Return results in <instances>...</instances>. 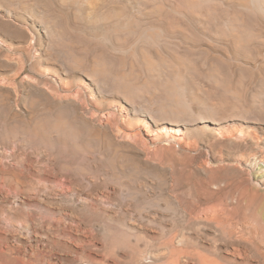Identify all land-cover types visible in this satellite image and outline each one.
I'll use <instances>...</instances> for the list:
<instances>
[{"label": "rangeland", "instance_id": "obj_1", "mask_svg": "<svg viewBox=\"0 0 264 264\" xmlns=\"http://www.w3.org/2000/svg\"><path fill=\"white\" fill-rule=\"evenodd\" d=\"M89 1L0 0V264H264V0Z\"/></svg>", "mask_w": 264, "mask_h": 264}, {"label": "bare ground", "instance_id": "obj_2", "mask_svg": "<svg viewBox=\"0 0 264 264\" xmlns=\"http://www.w3.org/2000/svg\"><path fill=\"white\" fill-rule=\"evenodd\" d=\"M65 1V0H64ZM102 4H104V0H90L89 2H88V8H89V11H88V13L90 12V15L92 16H94L95 15V13L97 12V10L99 9V7H100V5H102ZM242 4L243 5H245L246 4V1H243L242 2ZM87 6V5H86ZM145 57V56H144ZM148 57V56H147ZM149 62H151V61H149ZM146 63V62H145ZM149 64H151V63H149ZM73 86V85H72ZM15 110V109H14ZM82 118V117H81ZM60 125V124H59ZM58 125V126H59ZM64 125H65V123H64ZM57 127V126H56ZM59 127H61V126H59ZM65 127V126H64ZM57 130V129H56ZM12 158H13V155L11 154V153H7V154H2V155H0V165L1 164H4L3 162H5V161H7V162H9V161H11L12 160ZM53 159V158H52ZM16 160V159H15ZM16 162H17V160H16ZM18 164L20 165V162H18ZM16 166H17V164H16ZM3 167H5V165H3ZM2 167V168H3ZM16 170V169H15ZM1 179H5V180H10L11 182H13V184L14 183H16V184H20V178H19V175H18V173L16 172V171H13V170H8V169H1L0 168V180ZM22 181V180H21ZM15 188H16V190H17V187L15 186ZM18 191H19V189H18ZM224 192V191H223ZM28 193V192H27ZM10 206V205H9ZM89 206V205H88ZM11 207V206H10ZM225 207V206H224ZM22 213V212H21ZM15 217V215H13V218ZM18 216H16V218H17ZM224 221V220H223ZM75 225V224H74ZM30 229V228H29ZM47 237V236H46ZM26 238V237H25ZM185 239V238H184ZM186 240V239H185ZM172 242V241H171ZM184 242V247L181 249V250H179V251H177V254H178V259H177V261H179L180 262V260L182 259V257H184L185 256V258H186V256L187 257H189V258H191V259H194V260H197V263L198 264H223L224 262H222L223 260L222 259H219L218 257H212V256H210V255H208V254H205V253H203V252H196V253H194V252H192L191 251V249H190V246H189V244H188V242L187 243H185L186 241H183ZM195 249V248H194ZM207 250V249H206ZM194 251V250H193ZM209 251V250H208ZM234 251H236V250H234ZM166 253V252H165ZM39 255V254H38ZM176 255V254H175ZM236 257L238 256L239 258H241V253L240 252H238V253H235L234 254ZM142 256V255H141ZM233 256V255H232ZM235 256H233V257H235ZM14 258V257H13ZM39 258V257H38ZM37 259V258H36ZM4 260V262H5V264H17L16 263V261L14 260V259H12V258H9V257H7V258H4L3 259ZM23 260V259H22ZM22 260L20 261V262H22ZM24 260H25V258H24ZM42 261V260H41ZM50 261V260H49ZM174 261V260H173ZM229 261V260H228ZM175 262V261H174ZM232 262V261H231ZM234 262V261H233ZM233 262H232V264H233ZM24 263V262H23ZM229 263H230V261H229ZM229 263H227V264H229Z\"/></svg>", "mask_w": 264, "mask_h": 264}]
</instances>
